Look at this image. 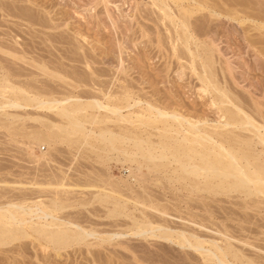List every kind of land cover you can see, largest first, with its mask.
I'll return each instance as SVG.
<instances>
[{
  "label": "rangeland",
  "instance_id": "rangeland-1",
  "mask_svg": "<svg viewBox=\"0 0 264 264\" xmlns=\"http://www.w3.org/2000/svg\"><path fill=\"white\" fill-rule=\"evenodd\" d=\"M2 1L4 6L10 7H4L7 11L12 12L10 9H13V13L21 15L5 17L0 10V31L6 30L0 34V40L18 49L17 57L0 51V71L14 72L9 76L17 82L11 80L23 87L26 83L25 87L31 88L30 93L38 88L41 90L36 92L39 98H44L43 101L52 98L49 101L52 103L37 108L32 104L0 108V211L8 202L28 195L23 205H31L33 216L39 208H45L56 217L74 220L87 233L82 241L63 247L44 240H39L40 244L32 236L13 240V243L0 245V264H203L199 251L188 244L195 235L203 240L208 238L202 243L205 248L210 247V239L222 244L224 237L229 236L230 244L239 256L244 255L253 264H264V194L259 192L246 196L242 192H227L225 189L218 194L205 193L202 197L187 187L186 180L180 178V172L173 169L174 162L159 157L145 159L140 152L133 154L134 158H127L120 150L124 146L128 151H136L131 141L117 140L111 148L108 146L112 145L99 135L98 128L103 126L108 130L107 136L119 135L122 130L129 129L131 133L148 136L155 143L159 130L152 126L160 125V122L144 115L147 99L161 104L156 105L165 110L175 107V111L190 115L192 120L200 118V115L210 120L209 123L216 119L215 108L210 103L213 92L203 93L199 87L196 73L200 59L194 55L191 66V58L183 53L185 49L181 39L177 40L179 27L174 28L168 19H159L158 6L151 0ZM202 1L204 6L187 9L190 10L188 23L193 38L212 55V70L219 85L226 86L235 102L239 98L243 109L255 121L263 119L261 123H264V28L257 27L261 20L264 21V0L260 3L259 0ZM178 2L167 1L175 15ZM207 4L216 5L220 13L210 12ZM175 20L178 23V19ZM190 46L194 48V44ZM87 81L88 84L85 83ZM124 93L130 96V106L120 109L125 117H117L107 108L87 106L82 114L95 116L97 122H84L80 130L73 131L67 138L56 137L52 133H57L58 126L66 123V119L57 113L58 103L54 100L63 104H72L79 98L81 102L98 100L111 108L114 102L121 106L120 97ZM4 95L8 96L7 92ZM253 101L259 104L262 112L257 114L251 110ZM7 110L10 115L4 117L3 111ZM35 130L45 140L31 137ZM263 145L258 143L256 150L264 162V153L260 152ZM154 160L161 165L155 167ZM54 201L59 207L52 206ZM112 209L113 213L108 212ZM203 217L206 219H201ZM192 219L196 223H192ZM197 220L205 226L199 227ZM163 230L170 233L169 238L160 236L159 232ZM229 259L233 264H245Z\"/></svg>",
  "mask_w": 264,
  "mask_h": 264
},
{
  "label": "bare ground",
  "instance_id": "bare-ground-1",
  "mask_svg": "<svg viewBox=\"0 0 264 264\" xmlns=\"http://www.w3.org/2000/svg\"><path fill=\"white\" fill-rule=\"evenodd\" d=\"M168 0H151L153 4L158 6V10L160 11V17L159 19H168L173 24L174 28L179 27V32H177V40L181 39L182 44L184 46V52L186 53L191 59L190 62L192 63L191 66L194 64L193 56H197L199 61V71L197 74V79L200 82V89L203 93H211L213 92L212 98L210 100V103L215 108L213 110L217 117L213 120L212 123H209L210 120L206 118H196L192 120L193 118H190L186 114L184 115L179 113L178 111H175L174 109L171 110H165L162 109V106L158 107L161 104L158 103H152V101H146V105L143 108L145 111L144 115L147 114L148 117H152L154 120L160 122V125H155L152 127H155L159 130L158 132V140L153 143L154 140H150V138L142 137L141 135L131 133L128 129L125 130L119 135L116 134H110L107 136L108 133L106 129L103 127H99V135L101 138L107 140L108 143H110L112 146H108L111 148H114L115 145L113 143L117 140L119 141H131L133 144V147L136 151H128L126 147L121 148L122 154L124 153L127 158H132L133 154L136 152H140L141 156L143 158H166L167 162H174L175 166L173 169H176L180 172V178L185 179L190 190H195L197 194L203 197V194L205 193H219V191H223L226 189L228 190H236L237 192H242L246 196H250L252 194L261 193L264 194V162L261 161L258 157V149L256 150V145L258 143L264 144V123L261 119V122L255 121L250 114L246 112L244 107L241 105L240 100L235 102L233 97V100L231 99V93L229 94L228 89H225V87H222L221 84L219 85V82L217 79H215V73L212 70V64L214 62L212 59V55L207 52V48H203L202 45L198 43V40L193 38L191 33V27L188 23V19L190 16V8L189 7H195L199 8L203 5L202 0H179L176 5H179L178 13L176 15L174 12L171 11L170 5L167 4ZM205 1V0H204ZM215 1V0H214ZM261 0H259L260 3ZM4 1L0 0V10L3 12L1 13L5 17L7 16H18L20 17L18 13H13L7 11L2 3ZM203 2V3H202ZM208 3V2H207ZM218 3V2H217ZM29 5V4H28ZM208 5V4H207ZM32 6V5H31ZM218 6V5H217ZM30 7V6H29ZM187 7V8H186ZM206 7V6H205ZM190 9L189 11L187 9ZM219 8V7H218ZM222 8V6H221ZM220 8V9H221ZM232 9V8H230ZM26 10V9H23ZM174 10V9H173ZM208 10L210 12L212 11L214 14H219L220 10L217 9L216 5L210 4L208 5ZM219 10V11H218ZM234 11V10H233ZM223 12V11H222ZM228 12V11H227ZM21 13V12H20ZM188 13V14H187ZM233 13V12H232ZM25 14V13H24ZM23 14V15H24ZM247 15V14H246ZM245 15V16H246ZM249 16V15H248ZM234 17V16H233ZM23 18V17H22ZM29 18V17H28ZM33 18V17H32ZM39 18V17H38ZM253 18V17H252ZM4 19V18H3ZM175 19H178V23ZM240 19V18H239ZM27 20V18H26ZM205 20V19H204ZM261 20V19H260ZM32 21V20H31ZM225 21V20H224ZM34 22V21H33ZM42 23V21H40ZM169 22V21H168ZM167 23V22H166ZM191 23V22H190ZM232 23V22H231ZM1 24V23H0ZM29 24V23H28ZM33 24V23H32ZM228 24V23H227ZM252 24V23H251ZM168 25V24H167ZM214 25V24H213ZM216 25V24H215ZM230 25V23H229ZM6 26V25H5ZM196 26V25H195ZM220 26V25H219ZM250 26V24L248 25ZM10 28V26H8ZM205 27V26H204ZM255 27V26H254ZM259 28H264V21L261 20V22L258 24ZM169 28V27H167ZM173 28V27H172ZM173 28V29H174ZM252 28V27H251ZM250 28V29H251ZM39 29V28H38ZM166 29V28H165ZM224 29V28H223ZM246 31V27L244 28ZM170 30V29H169ZM177 30V29H176ZM4 33H6L4 30H2ZM205 31V30H204ZM231 31V30H230ZM3 32L0 31V34ZM11 32V31H10ZM244 31H242L243 34ZM262 32V31H261ZM264 32V31H263ZM42 33V32H41ZM47 33V32H46ZM207 33V32H206ZM11 34V33H9ZM200 34V33H199ZM264 34V33H263ZM172 35V34H170ZM175 36V37H176ZM172 37V36H171ZM247 37V36H246ZM1 38V37H0ZM13 38V37H12ZM50 38V37H49ZM213 38V37H212ZM171 39V38H169ZM173 39V38H172ZM171 39V40H172ZM176 39V38H175ZM248 39V38H247ZM12 40V39H11ZM170 40V41H171ZM212 40V39H211ZM15 41V40H14ZM53 41V40H52ZM177 42V41H176ZM205 42V40H204ZM208 42V41H207ZM250 42V41H249ZM11 43V42H10ZM172 43V41H171ZM191 43L194 44V48H191ZM216 43V42H215ZM17 44V43H16ZM209 45H212L208 43ZM173 46V44H172ZM177 46V45H176ZM214 46V45H213ZM211 46V48L213 47ZM20 48V47H19ZM175 48V47H174ZM183 47H180V49ZM210 48V47H209ZM179 49V50H180ZM207 49V50H206ZM218 49V47H217ZM248 49V48H247ZM183 50V49H182ZM210 50V49H209ZM0 51L6 54L7 56H15L18 52V49L13 47L9 44H4L2 40H0ZM201 51L203 52L201 54ZM215 51V49H214ZM21 52V50H20ZM23 52V51H22ZM180 52H182L180 50ZM26 53V52H24ZM18 54V53H17ZM5 55V56H6ZM24 55V54H23ZM178 55V54H176ZM4 56V55H3ZM20 56V55H18ZM25 56V55H24ZM17 57V56H15ZM21 57V56H20ZM26 57V56H25ZM178 57V56H177ZM182 57V56H180ZM52 58V57H51ZM5 59V57H4ZM30 59V58H29ZM44 59V58H43ZM47 59V58H46ZM85 59V58H84ZM186 59V56L185 58ZM25 60V59H24ZM28 61V59H26ZM34 60V59H33ZM36 60V59H35ZM38 60V59H37ZM36 60V61H37ZM51 61V60H50ZM85 61V60H84ZM88 61V60H87ZM193 61V62H192ZM215 61V60H214ZM20 62V61H19ZM189 62V63H190ZM50 63V62H49ZM83 63V62H82ZM8 64V63H6ZM21 64V63H20ZM184 64V63H183ZM5 66V64H3ZM46 65V64H45ZM33 66V65H31ZM48 66V65H47ZM57 66V65H56ZM180 66V65H179ZM3 67V66H2ZM9 67V66H8ZM7 67V69H8ZM46 67V66H45ZM49 67V66H48ZM63 67V66H62ZM184 67V66H183ZM22 68V67H21ZM32 68V67H30ZM29 68V69H30ZM35 68V66H34ZM47 68V67H46ZM58 68V67H56ZM60 68V67H59ZM181 68V67H179ZM6 69V70H7ZM54 69V68H53ZM9 70V69H8ZM7 70V71H8ZM13 70V69H11ZM10 70V71H11ZM72 70V69H71ZM3 71V70H1ZM0 71V96L3 97L2 100H0V108L7 107H22L26 106L28 104H32L36 106H43L44 104H48L46 106H50L52 102H49L52 98H50L48 101H43L44 98L41 100L39 98V95H37L39 90L38 88L34 89L36 92L30 93V89L24 87L19 84H16L17 82L15 79L11 78L9 75H14V72H6L2 73ZM16 71V70H14ZM61 71V70H59ZM67 71V70H66ZM25 72V71H24ZM58 72V71H56ZM64 72V70H63ZM69 72V71H68ZM70 71V75H71ZM77 72V71H76ZM79 72V71H78ZM77 72V74H78ZM196 72V71H194ZM216 72V71H215ZM223 72V71H222ZM11 73V74H10ZM28 73V72H27ZM35 73V72H32ZM37 73H39L37 71ZM42 73V72H41ZM49 73V72H48ZM53 73V72H52ZM60 73V72H59ZM17 74V73H15ZM88 74V73H87ZM24 75V74H22ZM56 75V74H55ZM67 75V74H66ZM74 75V74H73ZM96 75V74H95ZM98 75V74H97ZM52 76V75H51ZM50 76V77H51ZM85 76V75H84ZM99 76V75H98ZM31 77V76H30ZM40 77V76H39ZM86 77V76H85ZM26 78V77H25ZM29 78V77H28ZM32 78V77H31ZM30 78V79H31ZM69 78V77H68ZM78 78V77H77ZM84 78V77H83ZM97 78V77H96ZM13 79V80H11ZM27 79V78H26ZM28 79V80H30ZM72 79V78H71ZM90 79V78H89ZM88 79V80H89ZM94 79V78H93ZM219 79V78H218ZM34 80V79H33ZM44 80V79H43ZM52 80V79H51ZM75 80V79H72ZM79 80V79H77ZM85 80V79H84ZM87 80V79H86ZM23 81V80H20ZM32 81V80H31ZM36 81V80H35ZM67 80H65L66 82ZM90 81V80H89ZM93 81V80H92ZM26 82V81H25ZM68 82V81H67ZM81 82V81H80ZM91 82V81H90ZM94 82V81H93ZM31 83V82H29ZM35 83V82H34ZM40 83V82H39ZM49 83V82H48ZM70 83V82H68ZM88 84V81L85 82ZM28 84V82H27ZM46 83H44L45 85ZM72 84V83H71ZM91 84V83H90ZM95 84V83H94ZM23 85V83H22ZM35 85V84H34ZM38 85V84H37ZM50 85V84H49ZM65 85V83H64ZM73 85V84H72ZM92 85V84H91ZM89 85V86H91ZM97 85V84H96ZM95 85V86H96ZM34 87L32 84L30 85ZM43 86V85H42ZM61 86V85H60ZM63 86V85H62ZM74 86V85H73ZM36 87V86H35ZM38 87V86H37ZM40 87V86H39ZM56 87V86H55ZM64 87V86H63ZM83 87V86H82ZM92 87V86H91ZM90 87V88H91ZM71 88V87H70ZM87 88V87H86ZM89 88V87H88ZM55 90L57 88H54ZM73 89V88H71ZM85 89V87L83 88ZM92 89V88H91ZM50 90V89H49ZM67 90V89H66ZM79 90V89H78ZM89 90V89H88ZM96 90V88L94 89ZM44 89L42 90V92ZM46 91V90H45ZM48 91V90H47ZM51 91V90H50ZM81 91H83L81 89ZM85 91V90H84ZM83 91V92H84ZM113 91V90H112ZM200 91V90H199ZM7 92L8 96H5L4 94ZM66 92V91H65ZM88 92V91H86ZM111 92V91H110ZM115 92V91H114ZM121 92V91H120ZM119 92V94H120ZM126 92V91H125ZM138 92V91H137ZM48 93V92H47ZM76 93V92H75ZM80 93V92H79ZM82 93V92H81ZM133 93V92H132ZM235 93V92H234ZM233 93V94H234ZM40 94V93H39ZM64 94V93H63ZM71 94V90H70ZM69 94V95H70ZM111 94V93H110ZM113 94V93H112ZM129 93H124L120 97L121 106L114 105L109 108L107 105H103L105 103H101L98 100H91L85 102L78 101L80 98L72 103V104H63L62 101H56L53 102L58 103L57 107V113L66 119V123L63 125L58 126L57 133L52 132L55 134L56 137L60 138H67V136L72 133L73 131H78L83 126V123L88 122H97V119L95 120V116L90 115H84L82 114V111L85 110V107H102L110 109L112 112L115 113L117 117H125L121 112L120 109L123 106H130L129 105ZM140 94V93H139ZM49 95V94H48ZM81 95V94H80ZM87 95V94H86ZM96 95V94H95ZM98 95V94H97ZM108 95V94H107ZM263 95V94H262ZM75 96V95H74ZM79 96V95H78ZM77 96V97H78ZM82 96V95H81ZM88 96V95H87ZM92 96V94H91ZM94 96V95H93ZM92 96V97H93ZM248 96V95H247ZM73 97V95H72ZM75 97V99L77 98ZM80 97V96H79ZM42 98V97H41ZM54 98V97H53ZM69 98V97H68ZM108 98V97H107ZM61 99V98H60ZM59 99V100H60ZM74 99V98H73ZM82 99V98H81ZM84 99V98H83ZM100 99V98H99ZM106 99V98H104ZM156 99V98H154ZM63 100L67 101V98H64ZM72 100V99H71ZM90 100V99H89ZM107 100V99H106ZM113 100V99H112ZM119 100V99H118ZM131 100V99H130ZM145 100V99H144ZM151 100V99H150ZM153 100V99H152ZM32 101V103H30ZM63 101V102H65ZM75 101V100H73ZM166 101V100H165ZM70 102V101H69ZM131 102V101H130ZM135 102V101H134ZM133 102V103H134ZM157 102V99L156 101ZM164 102V101H163ZM254 102V101H253ZM258 102V100H257ZM165 103V102H164ZM169 103V102H168ZM110 104V103H108ZM158 106H157V105ZM173 104V103H172ZM176 104V103H175ZM171 105V104H169ZM244 105V104H243ZM249 105V104H248ZM251 105V104H250ZM253 109L258 113L262 112L260 111V106L257 103H253ZM45 106V107H46ZM132 106V105H131ZM247 106V105H246ZM30 107V106H29ZM32 107H30L32 109ZM164 107V106H163ZM172 107V106H170ZM37 108V107H36ZM41 108V107H40ZM133 108V107H132ZM11 109V108H10ZM21 109V108H20ZM23 109V108H22ZM39 109V108H38ZM52 109V108H51ZM100 109V108H99ZM138 109V108H137ZM169 109V108H168ZM212 109V108H211ZM247 109V108H246ZM30 110V109H29ZM28 110V112H30ZM1 111V110H0ZM10 111V110H9ZM13 111V110H12ZM102 111V110H101ZM109 111V110H108ZM137 111V110H136ZM250 111V110H249ZM253 111V112H254ZM19 112V111H18ZM37 112V111H36ZM91 112V111H90ZM95 112V110H94ZM107 112V111H106ZM185 112V111H184ZM255 112V113H256ZM32 113V112H30ZM50 113V112H49ZM92 113V112H91ZM186 113V112H185ZM192 113V112H191ZM4 117H7V115H10V113L7 111H3ZM24 114V113H23ZM40 114V113H39ZM46 114V113H45ZM132 114V113H131ZM190 114V113H189ZM2 115V113H1ZM41 115V114H40ZM194 115V114H193ZM197 115V114H196ZM199 115V114H198ZM204 115V114H203ZM252 115V114H251ZM256 115V114H255ZM264 115V112L263 114ZM261 115V116H262ZM13 116V115H12ZM16 116V115H15ZM43 116H45L43 114ZM50 117V115H47ZM52 116V115H51ZM128 116V115H127ZM253 116V115H252ZM258 116V115H257ZM107 117V116H105ZM110 117V115H109ZM196 117V116H195ZM33 118V117H31ZM53 118V116H52ZM56 118V116H55ZM98 118V117H97ZM142 118V117H141ZM10 119V118H9ZM49 119V118H48ZM116 119V118H115ZM119 119V118H118ZM145 119V118H144ZM2 120V119H1ZM38 120V119H37ZM53 120V119H52ZM108 120V119H107ZM15 121V120H14ZM17 121V120H16ZM59 121V120H58ZM99 121V120H98ZM113 121V120H112ZM116 121V120H115ZM18 122V121H17ZM22 122V121H21ZM45 122V121H43ZM42 122V123H43ZM118 123V120L116 121ZM120 122V121H119ZM133 122V121H132ZM47 123V122H46ZM45 123V124H46ZM49 123V122H48ZM109 123V122H106ZM1 124V122H0ZM113 124V123H112ZM119 124V123H118ZM136 124V123H135ZM146 124V123H145ZM153 124V122H152ZM159 124V123H158ZM4 125V124H3ZM9 125L10 121H9ZM87 125V124H86ZM141 125V124H140ZM48 126V124H47ZM56 126V125H54ZM108 126V125H107ZM88 127V126H87ZM91 127V126H90ZM93 127V126H92ZM143 127V126H142ZM21 128V127H20ZM145 128V127H144ZM150 128V127H149ZM44 129V128H43ZM112 129V128H111ZM118 129V128H117ZM148 129V128H147ZM14 130V129H13ZM15 131V130H14ZM82 131V130H81ZM146 131V130H145ZM23 132V131H22ZM13 133V132H12ZM52 133L50 135H52ZM111 133V132H110ZM53 134V135H54ZM75 134V133H74ZM84 134V133H83ZM144 136V135H143ZM155 136V137H157ZM31 137L37 139V140H45V138H42V134L39 133V131H33L31 133ZM95 137V136H94ZM12 138V137H11ZM76 139V138H75ZM81 139V138H80ZM96 140V139H95ZM98 140V139H97ZM105 140V141H106ZM68 141V140H67ZM77 141V140H76ZM18 142V141H17ZM71 142V141H70ZM75 143V142H74ZM106 143V142H105ZM115 144V143H114ZM79 146V145H78ZM96 146V144H95ZM121 146V145H120ZM130 146V145H129ZM260 146V144H259ZM264 146V145H263ZM120 148V147H119ZM116 149V148H115ZM91 151V150H90ZM258 151V152H257ZM114 152V151H113ZM261 154L264 153V149L261 148L260 150ZM97 154V153H95ZM123 154V155H124ZM137 154V153H136ZM135 154V155H136ZM109 155V154H108ZM261 157V155H260ZM134 158V157H133ZM140 158V157H139ZM154 166L158 167L161 164H157L154 160ZM160 163V162H159ZM164 163V162H163ZM61 166V165H60ZM46 167V166H45ZM91 167V166H90ZM56 170V169H55ZM165 170V169H164ZM75 172V171H74ZM77 172V171H76ZM14 173V172H13ZM18 173V172H17ZM69 173V172H68ZM71 173V172H70ZM79 173V172H78ZM11 174V173H10ZM15 174V173H14ZM43 174V173H41ZM178 174V172H177ZM13 175V174H12ZM16 175V174H15ZM35 175V174H34ZM48 175V174H47ZM78 175V174H77ZM176 175V174H175ZM38 176V175H37ZM45 176V175H44ZM51 176V175H50ZM83 176V175H82ZM178 176V175H177ZM46 177V176H45ZM44 177V178H45ZM48 177V176H47ZM52 177V176H51ZM87 177V176H85ZM93 177V176H92ZM91 177V178H92ZM100 177V176H99ZM107 177V176H106ZM2 178V177H1ZM0 178V179H1ZM55 178V176H54ZM72 178V177H71ZM90 178V180H91ZM108 178V177H107ZM7 179V178H6ZM14 179V178H13ZM33 179V178H32ZM49 179V177H48ZM10 181V179H8ZM15 180V179H14ZM38 180V179H37ZM56 180V179H55ZM96 180V179H92ZM103 180V179H102ZM106 180V179H105ZM33 181V180H32ZM30 181V182H32ZM45 181V179H44ZM48 181V180H46ZM45 181V182H46ZM52 181V179H51ZM57 181V180H56ZM97 181V180H96ZM21 182V181H20ZM25 182V181H24ZM94 182V181H93ZM182 182V181H181ZM104 183V182H103ZM33 184V183H32ZM51 184V183H49ZM66 184V182H65ZM98 184V183H97ZM102 184V182L100 183ZM45 185V184H44ZM89 185V184H88ZM96 185V183H95ZM27 185H25L26 187ZM74 186V185H73ZM108 186V185H107ZM100 187V186H99ZM3 188V187H2ZM17 188V187H16ZM27 188V187H26ZM36 188V187H35ZM44 188V187H43ZM90 188V187H89ZM97 188V187H96ZM46 189V188H45ZM68 189V188H67ZM94 189V188H93ZM42 190V189H41ZM48 190V188H47ZM71 190V189H70ZM98 190V189H97ZM100 190V189H99ZM118 190V189H117ZM117 190L115 193H117ZM1 191V190H0ZM40 191V190H39ZM53 191V190H51ZM56 191V189H55ZM66 191V190H65ZM68 191V190H67ZM74 191V190H73ZM77 191V190H76ZM85 191V190H84ZM90 191V190H89ZM101 191V190H100ZM108 191V190H107ZM119 191V190H118ZM225 191V192H226ZM5 192H8L5 191ZM16 192V191H15ZM43 192H46L43 191ZM41 192L40 195H43ZM62 192V191H61ZM69 192V191H68ZM78 192L81 193V191L78 190ZM111 192V190H110ZM120 192V191H119ZM12 193V192H11ZM25 193V192H24ZM40 193V192H39ZM52 193V192H51ZM55 193V192H54ZM52 193V194H54ZM75 193V192H73ZM78 193V194H80ZM106 193V192H105ZM114 193V194H115ZM9 194V193H7ZM23 194V193H21ZM20 194V196H21ZM29 194V193H28ZM33 194V193H32ZM49 196L51 195L48 193ZM56 194V193H55ZM60 194V193H59ZM70 194V193H69ZM77 194V196H78ZM88 194V193H87ZM98 194V193H97ZM101 194V193H100ZM124 194V193H123ZM15 195V194H14ZM25 195V194H24ZM37 195V194H35ZM58 195V193H57ZM73 196V194H71ZM99 195V194H98ZM126 195V194H125ZM207 195V194H206ZM205 195V196H206ZM11 196V195H10ZM13 196V193H12ZM19 196V195H18ZM19 196V197H20ZM26 196V195H25ZM24 197L21 198V200L18 201H11L8 202L5 206V208L0 211V245H5L8 243H13V240H17L20 238H26V237H33L35 240H37L39 243V240H44L46 243H51L52 245H58V246H66L69 245L72 242H79L82 241L85 237V234L87 231L81 226L75 222L74 220L59 218L54 216V214H51L49 210L40 209L37 212L34 213L35 216H33V210L31 205L25 206L23 205ZM28 196V195H27ZM26 196V197H27ZM47 196V195H45ZM61 196V195H60ZM70 196V195H69ZM76 196V194H75ZM74 196V197H75ZM90 196V195H89ZM103 196V195H102ZM110 196V195H109ZM117 196V195H116ZM210 196V195H209ZM29 197V196H28ZM36 197V196H34ZM53 197V196H52ZM58 197V196H57ZM65 197V196H64ZM63 197V198H64ZM68 197V196H67ZM119 197V196H118ZM219 197V196H218ZM5 198V197H4ZM10 198V197H9ZM14 198V197H13ZM33 198V196L31 197ZM30 198V199H31ZM60 198V197H59ZM110 198V197H109ZM126 198V197H125ZM8 199V198H7ZM67 199V198H66ZM109 200V199H108ZM120 200V199H119ZM6 201V200H5ZM4 201V202H5ZM28 201V200H27ZM32 201V200H31ZM73 201V200H72ZM113 201V200H112ZM29 202V201H28ZM40 202V201H39ZM37 202V203H39ZM56 201L52 202V206H56ZM104 202V201H103ZM195 202V201H194ZM205 202V201H204ZM30 203V202H29ZM34 203V202H33ZM32 203V204H33ZM44 203V202H43ZM99 203V202H98ZM102 203V202H101ZM25 204H28L25 202ZM110 204V203H109ZM29 205V204H28ZM34 205V204H33ZM32 205V206H33ZM36 205V204H35ZM40 205V204H38ZM46 205V204H45ZM58 205V203H57ZM67 205V202H66ZM206 205V204H203ZM44 206V205H43ZM49 206V205H47ZM119 206V205H118ZM189 206V205H188ZM201 206V205H200ZM36 208V206H34ZM1 208V206H0ZM53 208V207H52ZM66 208V207H65ZM64 208V209H65ZM68 208V207H67ZM202 208V207H201ZM37 209V208H36ZM49 209V207H48ZM55 209V208H53ZM63 209V207H62ZM51 210V209H50ZM60 210V209H59ZM109 210V209H108ZM213 210V209H212ZM58 211V210H56ZM62 211V210H61ZM69 211V210H68ZM73 211V210H72ZM107 211V210H106ZM59 212V211H58ZM70 212V211H69ZM68 212V213H69ZM110 213H113V209L108 211ZM68 213H66L68 215ZM65 214V213H64ZM65 214V215H66ZM70 214V213H69ZM73 214V213H71ZM63 216V215H62ZM61 216V217H62ZM202 216V215H201ZM32 217H35L32 218ZM67 217V216H66ZM72 217V216H71ZM79 217V216H78ZM76 219V217L74 218ZM172 219V218H171ZM206 219V217L201 218ZM207 219H209L207 217ZM78 221V220H77ZM82 221V220H81ZM188 221V220H187ZM192 223L194 222V219L190 220ZM204 221V220H203ZM210 221V220H209ZM198 222V220H197ZM150 223V222H149ZM205 223V222H204ZM163 224V223H162ZM198 226L204 227L205 225L203 223L198 222ZM217 224V223H216ZM84 227V226H83ZM207 228V227H206ZM165 229V228H164ZM202 229V228H201ZM196 230V229H195ZM192 231V230H191ZM158 232V231H157ZM181 232V231H180ZM91 233V232H90ZM161 233L158 234L162 238H169L170 233L168 231H161ZM207 233V232H206ZM154 234V233H153ZM152 234V235H153ZM220 234V233H219ZM156 235V234H155ZM182 235V234H181ZM194 235V234H193ZM192 235V236H193ZM159 236V237H160ZM183 236V235H182ZM201 236V235H200ZM209 236V235H208ZM216 236V235H215ZM103 238V237H102ZM192 242H189V246L192 245L194 247V250L199 251L201 254V259L203 261V264H233L229 258L236 259L237 261H241V263L245 262V264H253L250 259H246L244 255L239 256L237 253V250L230 244L229 236L224 237V243L219 244L216 242V240L210 239L209 245L210 247H203L202 243L203 240L198 235H195ZM184 239V237H183ZM26 240V239H25ZM24 240V241H25ZM186 240V239H185ZM184 240V241H185ZM28 241V240H27ZM33 241V240H32ZM43 241V242H44ZM17 243V242H16ZM23 243V242H22ZM20 244V243H19ZM41 244V243H40ZM39 244V245H40ZM186 244V243H185ZM33 245V244H32ZM182 245V244H181ZM9 246V245H8ZM26 246V245H25ZM34 247V246H33ZM3 248V247H2ZM23 248V247H22ZM21 248V249H22ZM37 248V247H36ZM39 248V247H38ZM43 248V247H42ZM8 249V248H7ZM6 249V250H7ZM13 249V248H12ZM56 249V248H55ZM37 250V249H35ZM5 251V250H4ZM38 251V250H37ZM58 252V251H57ZM9 254V253H8ZM11 254V253H10ZM44 254V253H43ZM5 255V254H4ZM43 258V257H42ZM244 258V259H243ZM4 259V258H3ZM199 260V259H198ZM6 262V261H5ZM202 263V262H201Z\"/></svg>",
  "mask_w": 264,
  "mask_h": 264
}]
</instances>
